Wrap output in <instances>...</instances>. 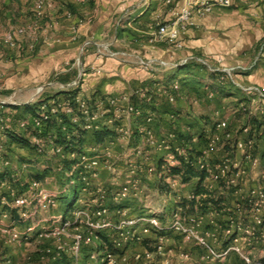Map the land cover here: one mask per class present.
<instances>
[{"label":"rangeland","instance_id":"374dc122","mask_svg":"<svg viewBox=\"0 0 264 264\" xmlns=\"http://www.w3.org/2000/svg\"><path fill=\"white\" fill-rule=\"evenodd\" d=\"M254 1L232 0L231 8L227 6V11L220 17L227 29L219 33L222 39L220 50L217 46H209L205 55L200 51L194 53L205 56L211 68L217 70L212 72V75L204 70L206 68L194 63L193 57L175 65L163 60L168 64L164 67H173L175 72L178 67L188 68L179 76H173V79L171 76L162 79L163 84L168 82L169 86L173 84L178 86L175 101L172 103L173 108L177 101L187 102L186 107L180 110V117L175 119L170 117L169 120L163 113L164 108L171 106L166 102L170 87L166 89L164 85L165 87H160L159 90H150L148 87L147 92L144 89L140 90L150 96L148 103L152 110L146 109L145 113L152 120L147 123L151 128H157L159 139L170 135L169 130L185 131L186 122L199 126L201 130L205 128L203 130H206L207 137L215 136L216 139L211 145L207 139L196 147L206 152L209 161L228 160L230 170L223 177L214 178L219 174L216 171L213 177L210 176L205 181L212 191L217 188L219 190V180L231 188V194H226V209L222 212L208 208L203 213L182 216L181 208L174 210L175 203L167 199L169 195L155 192L154 187L157 182L154 178L159 173L157 165L159 160H162L163 167L166 157L161 154V150L144 147L140 138L133 137V132L139 126L138 116L125 112L126 106L123 101L117 104L119 107H114L118 111L113 108L111 112H103L106 106V102L103 101L97 102L99 105L97 120H91L90 113L87 115L84 113L89 134L81 154L89 160H97L98 165L95 170L85 172L83 169L79 172L81 182L76 180L74 182L80 183L78 201L74 210L63 217L64 211L59 200L62 195L68 193L69 186L74 184L70 182V172L65 171L59 158L52 152L51 144L30 138L31 142L40 144L39 148L33 149L20 146L8 136H3V130L26 136V132L19 124L20 120L28 118L29 114L23 108L10 112L6 106L2 108L1 105L24 106L34 104L44 97L56 95L58 85L54 82L60 81L62 76H56V72L51 71L45 77L40 75L30 77V86L23 90H19L22 87L17 85L22 75L15 77L14 89L9 87V80L12 78V75H8L10 73L4 72L0 76V116L3 111V115L8 119L0 124V173L7 172L10 178L0 179V264H59L60 261L64 264H264V141L261 139L256 141L257 147L252 141L248 148V152L251 153L254 147L256 148L254 156H257V161H254V158L244 159L241 155L236 157V152L244 150V147L236 145L235 151H230L232 154L224 149V144L228 142L231 144L235 138L238 139V143L243 144L249 130L242 129L246 118L262 115V112L255 110L253 102L264 98L258 97L255 92L244 91L243 88L252 85L240 81V78L264 58L262 42L264 6H261L264 2H261L258 5L259 9L253 13L250 4ZM233 2H238L239 5L235 6ZM212 12L213 10L205 16ZM31 14L34 13L16 14V23L24 25L25 22L22 21L24 16L28 19ZM4 20L6 17L1 15L0 23L3 24ZM29 27L20 26L11 31L0 30V52L12 54L13 50L10 49L15 48L14 51L20 53V49H24V43L19 44L15 40L12 45V42H5L4 39L11 33L22 36L23 40L25 38L30 40L28 36L20 35L18 32ZM36 36L37 46L39 31ZM45 41L48 43L49 37H46ZM29 44V52L35 50V45L32 49L30 47L31 41ZM77 54L81 55L82 51H78ZM21 65V61L13 62V67L19 68L14 76L27 71L22 69ZM30 66L35 70L40 68L35 61L30 62ZM156 69L164 68L155 66L154 70ZM227 73H230L229 78L226 76ZM26 78L24 77V80ZM82 80L83 71L77 74L72 82L79 81L76 87H80ZM213 82L217 84L214 85ZM209 85L220 86L223 92L216 93ZM126 96L129 97L130 94ZM248 97L250 101L246 100ZM84 101L91 102L88 99ZM47 104L51 106L49 109L51 111L52 108L59 107L61 102L56 106L53 101ZM244 107L247 112L243 110ZM43 110H48V107L45 106ZM66 113L72 116L71 111ZM202 116L211 124L225 125L217 126L216 130L211 131L210 125L202 127V122L197 120ZM72 120L78 121L74 115ZM130 121L134 124L132 125ZM115 122H118V128L123 127L126 132L129 129L130 139L123 138V132L118 131L117 138L107 139L101 144L93 141L91 134L94 129L103 126L113 128ZM105 152L110 154L102 156ZM67 154L77 156L76 153ZM137 166L140 168L139 171L136 169ZM44 170L48 171L44 178L40 182L34 181L33 176L42 174ZM33 182L38 185L33 186ZM44 194L48 195L47 198L50 196V199L43 203L38 197ZM190 196L191 194L188 198ZM18 197L26 198L27 204L25 206L16 204ZM246 197L254 199L253 208L248 213L242 209V200ZM10 209L17 210L21 223L12 217ZM100 210L105 211L102 216H98ZM174 214L177 216L174 217ZM153 220H156L158 229L153 228L150 223ZM176 222H179L182 228L178 230L171 228ZM103 224L106 225L102 226ZM97 231H101L115 248L119 249L116 255L109 258L103 251H99ZM234 233L236 236L231 239ZM143 239L150 240L149 247L152 251L141 244ZM202 241L205 245L201 243Z\"/></svg>","mask_w":264,"mask_h":264},{"label":"crops","instance_id":"0c3cea01","mask_svg":"<svg viewBox=\"0 0 264 264\" xmlns=\"http://www.w3.org/2000/svg\"><path fill=\"white\" fill-rule=\"evenodd\" d=\"M37 1L0 0V16L6 17L4 23H0V30L11 31L20 26L28 27L32 24L39 26V40L37 46L35 45V50L31 52H29L30 40L27 38L23 40L22 36L14 34L16 42L24 43V49H20V53H16L15 48L10 49L13 50L12 54L0 52V76L4 72L10 73L8 75H12V78L9 80V87L14 89L15 77L18 78L22 75V79L17 82V85L22 87L19 90H23L30 86V77L39 75L45 77L51 71H55L56 76H62L60 81L54 82L58 85L59 93L71 90L70 83L77 74L83 71V80L81 86L78 87L77 97L94 100L95 103L106 102L111 97L129 95L143 89L147 92L148 87L150 90H159L160 87L166 85V89H169V83L163 84L162 79H167L168 76H179L180 73L188 69L187 66H182L183 68H177V72L173 67L147 70L137 65L133 57L123 60L118 55L110 57L106 54H98L96 52L97 45H104L113 53L131 52L132 56L136 54L139 58L154 57L166 60L170 65L179 64L180 61L191 57L194 58V63H197V58L207 59L203 55L209 46H217V49L220 50L222 39L219 36L222 30H227L224 21L220 18L222 13L227 11V6L216 5L208 16L193 17L192 25L181 33V47L156 36L157 25L172 22L176 13L186 3L194 1L216 3L218 0H173L172 5H168L165 0H92L91 2L88 0H42L51 2L53 7L50 10L45 9L41 16H38L35 9ZM261 2L264 0H255L250 4L251 12L255 13ZM234 5H239V3L235 2ZM231 6L229 7L231 8ZM261 6L264 5L261 4ZM29 12L34 13L31 14L33 17L30 15L28 19H25L27 16H24V20H22L25 22L24 25L16 23V14H28ZM46 37H49L48 43L45 41ZM80 50L82 51L81 55L77 54ZM199 51L203 54L202 56L194 55ZM13 59H16L17 62L21 61L22 69L27 71L14 76L13 74L19 71V68L13 67V62H16ZM34 61L39 64L40 68L37 70L30 66V62ZM204 70L207 72L206 69ZM24 77H27L26 80ZM240 81L264 89V58L243 78H240ZM216 84L214 83V85ZM209 87L216 88L211 85ZM143 93L139 95L143 97ZM248 98L246 100L250 101ZM159 102L161 103V101ZM177 102L174 105L177 110H181L187 105L184 100ZM253 103V106H256L255 110L264 111V100H254ZM8 109L10 112H14V110ZM255 116L261 118L263 115ZM197 120L199 121V118ZM130 123L134 124L133 121ZM236 153V157L238 155L242 157L243 150H238ZM158 180L159 177L155 176L154 181ZM166 182L168 183V181ZM194 182L181 184L176 181V185L170 186L175 196L169 195L167 199L176 203L181 197L188 198Z\"/></svg>","mask_w":264,"mask_h":264},{"label":"trees","instance_id":"16d2710c","mask_svg":"<svg viewBox=\"0 0 264 264\" xmlns=\"http://www.w3.org/2000/svg\"><path fill=\"white\" fill-rule=\"evenodd\" d=\"M91 2L92 0H88ZM264 42V40L262 41ZM185 67V66H183ZM182 67V68H183ZM212 75V73H210ZM175 78V77H174ZM173 79V77H172ZM215 90L214 92H223V90L220 89V87L216 86V88L213 87ZM77 90L78 86L72 88L71 90H67L64 92H59L56 95L44 97L43 99L38 100V102L34 104H25L24 106H18V105H3L7 108H10V110L14 111H20L21 108L24 109L26 113L29 114L28 118H22L20 121H25L27 123V128L24 129L26 132L25 135L16 134L14 132H9L7 130H3V136H8L12 141L17 142L20 146H28L33 149L39 148V144H35L31 142L30 138L34 140L41 141L44 144H51L52 146H62L64 148L65 153H76L77 156L81 154L83 145L86 143L89 131L86 128L85 123V117L83 109L80 107V103L77 100H82L77 97ZM169 92V91H168ZM176 94V93H175ZM174 94V96H175ZM130 102L140 110V115L138 116V125L147 126L148 128H151L148 125L147 118L148 116L145 113L146 109H151L150 103L147 102L145 97H142L140 95H136L135 93H132V95L129 98ZM49 101H53L54 105L60 106L56 108L55 113H51L49 111L50 107L47 103ZM166 102L171 105L168 106V108H164V115H166L167 119L170 120V117L172 119H175L176 117H180V110H177L172 107V103L168 101V96L166 98ZM165 103V102H164ZM48 107V110H43V106ZM92 105H94L92 107ZM91 106V107H90ZM5 107V108H6ZM87 107L89 108V112L95 110L98 108L97 103L93 101L87 102ZM152 107H154L152 105ZM92 108H94L92 110ZM71 110V115L75 116V118L78 119L77 122H74L72 120V116H69L66 113V110ZM113 108L109 105V103L106 101V106L103 108L104 111H110ZM5 113V112H4ZM2 116L6 118L5 115H3V111L1 113ZM45 117V118H44ZM35 118H42V124L40 127H36L34 124ZM171 121L173 122V120ZM152 120V118H151ZM170 121V122H171ZM199 121L202 122V127H206L207 125L211 126V131L216 130L218 123L211 124L210 121L205 117L202 116L199 118ZM200 123V122H198ZM118 122L113 123V128L111 127H101L99 129H94L92 131V138L95 143H103L107 139H114L119 137L118 133ZM138 127H136L135 132H133V137L140 138V134L138 131ZM193 125L190 122H186L185 125V131L180 130H169L170 134H173L174 137L172 141L170 142L171 145V153L174 155L176 165L169 168L168 171L161 173L162 168V160H159L158 169H159V180L156 182V185L154 186L157 191L164 192L166 195H174V192H172V189L169 185V183L166 182V179L168 177L172 179H179V183L181 184H192L194 181V186L191 191L190 198L181 197L177 202L173 205V209L181 208V215L187 216V215H195L198 212L203 213L208 208H211L214 211L222 212L226 209V194H231L232 190L231 188H228L224 181L219 180V190L218 188L215 191H212L209 189L207 184L205 183L206 179L209 177V173L202 169H198L194 163V158L199 156L201 154L200 149L198 146L202 143V141L207 140V136L205 135V131L202 129H199V126ZM173 127V125H172ZM152 129L155 131V134L158 135V132H156V129L152 127ZM243 130H248L247 135L243 139L244 144V153L243 158L245 157V154L248 152V142L254 141V145H256V141L262 140L264 141V116L261 118L256 116H248L243 124L242 127ZM242 130V131H243ZM169 134V133H168ZM197 137L198 141L195 143L193 142V138ZM199 144V145H198ZM238 144V139L235 138L232 140V143L230 142L224 144L225 151L232 154L230 151L234 152L236 149V145ZM178 146L181 149L185 150V156L180 155L179 152L175 150V146ZM196 145H198L196 147ZM254 151L251 153L252 155H255L256 148L254 147ZM57 156V155H56ZM58 157V156H57ZM59 158V157H58ZM59 161L61 164H63L65 171L70 172V182L74 183L75 180L81 182V179L79 177V172L83 171L82 168H77V170H73L74 165L77 164V159H72L69 157L65 158H59ZM166 164V161H165ZM48 172L47 170H44L42 174H35L33 176L34 181L40 182L44 178L45 173ZM231 173V172H229ZM228 173V174H229ZM9 178L7 172L0 173V179L1 178ZM10 179V178H9ZM73 184L69 186V191L65 195H62L60 197V202L63 207V217H66V215H69L75 208L76 202L78 201V191L80 189V183ZM254 204V199L250 197H246L242 200V209L248 213L249 210H251L252 205ZM11 215L13 218L17 219L16 222L21 223V220L18 218L17 210H11ZM97 238L99 239V251H103L104 255H116L119 251V249L115 248V246L108 240V238L101 232H96ZM236 236V233L232 235L233 239ZM230 239V240H231ZM149 239H143L141 241V244L145 246L149 251L152 249L149 247L150 245ZM228 242H226L227 245ZM264 261V258H263ZM98 263H101L98 261ZM59 264H64L62 261L59 262ZM69 264V263H65Z\"/></svg>","mask_w":264,"mask_h":264},{"label":"built area","instance_id":"2783aa9c","mask_svg":"<svg viewBox=\"0 0 264 264\" xmlns=\"http://www.w3.org/2000/svg\"><path fill=\"white\" fill-rule=\"evenodd\" d=\"M165 2L168 5L173 4V0H165ZM231 4H232V0H218L216 3L207 2V1H194L193 3L192 2L186 3L184 5V7H182V9L176 13L175 18L172 22L160 23L157 25L156 36L160 39H167L170 42L174 43L177 47H181V43H180L181 33L184 32L188 28V26L192 25V23H193L192 19L194 16H205L208 13H210L216 7V5L230 6ZM52 7H53V4L51 2H44L42 0H38L35 4V9L38 13V16H41L42 12L45 9L50 10V9H52ZM38 31H39V26L37 24L30 25L29 29L18 30L20 35L28 36V38L32 42V44L30 46L31 49L34 48V45L36 44V41L38 39L36 36ZM8 35L9 36L6 39H4V41L9 42V43L12 42V45H13L15 43L14 42L15 41L14 35L11 33H9ZM263 45H264V42H263ZM96 52L98 54H102V55L106 54L107 56H110V57H113L116 55H118L119 57H123V58L133 57L136 64H138L139 66H141L147 70H151V71L155 69V66H161L163 68H166L164 66L168 65L163 60H160V59L154 58V57L143 59V58H139L136 55L132 56L131 54H127L124 52H121V53H115L114 52L113 53V52H110L108 50V48L104 45H97ZM196 62L199 63L200 65L204 66L206 68V70L210 73L217 71V70L211 68L212 66L208 63V61H206L204 59L197 58ZM226 76L229 78L230 73H227ZM78 83H79V81H75V82H72L69 86L74 88V87H76V85H78ZM177 90H178L177 84H173L172 86H170V89H169L170 93L168 94V101L170 103H173L175 101L174 94L177 92ZM243 90L247 91V92H252V93L255 92L258 97L264 98V90L259 89L257 87L247 86L246 88H243ZM145 92L143 93V97H145L147 102H148V101H150V96L149 95L146 96ZM133 93H135L136 95H139L142 92L141 91H135ZM131 95L132 94H130V96ZM130 96L127 97L126 95H124V96L122 95L120 97H111L107 102L109 103V105L112 108H114V107L118 106L117 105L118 103H121V101H123L124 102L123 104L126 106L125 112L131 113L132 116L133 115L139 116L141 114L140 110L137 109L130 102V100H129ZM77 101L80 103V107H81V109H83V112L86 115H87V113L88 114L90 113V119L91 120H97L96 118H97L98 113H99L98 108L96 111L88 112L89 110H87L88 109L87 103H85L84 100H77ZM1 105H4V104H1ZM98 107H99V105H98ZM44 108H45V106L42 107V109H44ZM55 110H56L55 108L51 109L52 112H55ZM243 110L244 111L246 110V112H247V109L245 107ZM67 111H71V110L67 109L66 112ZM115 111H118V109H115ZM103 112H105V111H103ZM249 113H251V112H249ZM262 115L264 116V111L262 112ZM4 120H8V119L1 115L0 116V124L3 123ZM147 121L148 122L151 121V117L147 118ZM109 123H111V121H109ZM34 124L36 127H40L42 124V118H35ZM19 125L22 129L27 128V123L25 121H21ZM224 125H225V123H220L217 126L220 127V126H224ZM141 127H144V126H141ZM141 127H139L138 130H139V134H140V140H141L142 144L144 145V147L146 146L149 148H156L157 150H161L160 151L161 154L164 155V157H166V164H164L163 167L161 168V173L166 172L169 170L170 167L175 166L176 161H175L174 155L171 153V150H170L171 149L170 142L172 141L174 135L170 134L167 137H165L164 139H159L157 137V135L155 134V131L152 128L144 127L145 128L144 129ZM140 128H141V130H140ZM124 129L125 128H123V127H119L118 131L123 132L122 133L123 138L130 139L131 134L128 133L129 129L127 130V132L124 131ZM207 139L209 141V145H211V143H213V141L216 138L213 135L211 138L207 137ZM197 141H198L197 137H194L193 142L196 143ZM251 143H252V141L248 142V147L251 146ZM237 145H238V147H244V144H241V143H238ZM39 147H40V144H39ZM52 147H53L52 152L54 154H56L59 158L69 157V158L78 160L77 164L74 165L73 170H77V168H82V170L84 169L85 172H88L86 170H90V169L95 170L96 166L98 165L97 160H95V159L89 160L85 155L81 154L77 158V156L75 157V155H73V154L65 153L64 148L62 146L57 145V146H52ZM175 150L177 152H179L180 155L185 156V150L184 149H181L176 145ZM109 154L110 153L105 152V154H103L102 156L106 157V155L108 156ZM99 157H101V156H99ZM247 158H254V161H257V159H256L257 156L252 155L250 151L245 154L244 159H247ZM227 161L228 160L222 161V162H215V160L209 161V160H207V154L205 151H201V154L194 158V163H195L196 167L200 170H202V169L206 170L209 173V177L210 176L213 177V173L217 171L219 174L214 176V178H216V179L223 177L230 170V166L227 164ZM166 165H168V166L166 167ZM136 169H137V171H139L140 170L139 166H137ZM157 176L159 177V175H157ZM166 181H168L170 186L175 185L176 181L179 182L178 179H172L170 177H168L166 179ZM32 185L36 186L38 184L33 182ZM47 197H48L47 194L39 195L38 199L44 203V201H47V199H50V196H49V198H47ZM15 202H16V204H23L25 206L27 204L26 203L27 199L23 198V197L22 198L18 197ZM103 213H105V211L100 210L98 212V216H102ZM176 216H177V214H174V217H176ZM150 223L152 224L153 228H156V229L159 228V226L156 223V220L150 221ZM91 225L93 226V223ZM105 225L106 224H103L102 226H105ZM97 226H98V224H97ZM171 228L178 230L179 228H182V226L179 222H176V223H174L173 226H171ZM201 243L203 245H205L203 241ZM108 256L110 258L112 255H108Z\"/></svg>","mask_w":264,"mask_h":264}]
</instances>
